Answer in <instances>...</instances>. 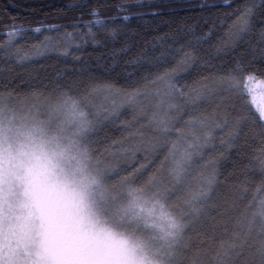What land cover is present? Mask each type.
<instances>
[{
    "label": "trees",
    "instance_id": "obj_1",
    "mask_svg": "<svg viewBox=\"0 0 264 264\" xmlns=\"http://www.w3.org/2000/svg\"><path fill=\"white\" fill-rule=\"evenodd\" d=\"M246 77L264 81V0H0V98L69 97L89 112L83 147L106 173V191L140 189L172 157L153 140L160 135L147 93L172 92L163 120L185 137L191 117L195 144L206 117L216 124L197 158L215 180L202 223L189 231L193 254L228 248L264 203V123L241 85ZM239 251L233 264H252V253Z\"/></svg>",
    "mask_w": 264,
    "mask_h": 264
},
{
    "label": "snow or ice",
    "instance_id": "obj_2",
    "mask_svg": "<svg viewBox=\"0 0 264 264\" xmlns=\"http://www.w3.org/2000/svg\"><path fill=\"white\" fill-rule=\"evenodd\" d=\"M182 51L183 48L178 49L176 54ZM235 71L243 69L238 67ZM168 88L175 90L171 84ZM171 95L172 92L166 93L165 98ZM77 109L78 104L69 97L54 107V111L68 117V123L80 124L85 134L81 139L86 143L91 126L82 123L85 114ZM260 119L264 120V111L260 112ZM156 124L161 136L172 134L167 121L157 120ZM50 131L48 122L34 118L31 126L23 121L17 125L15 116L5 123L4 109L0 108V223L7 226L0 233V264H18L22 252L27 259L34 256L36 264H205V261L233 264L231 257L237 248L238 255L242 256L245 250L252 253V264H264V203L233 235L228 248L209 257L210 247L193 254L195 245L185 237L202 223L214 176L186 194L184 204L188 211L176 215L174 209L169 211L162 202L183 190L192 151L196 147L204 148L199 141H210L211 133L196 137V145H189L177 161L170 173L174 178L171 189L148 195L143 188H129L126 193L106 198L103 192L106 173L98 163H92L81 140L49 134ZM124 183L134 184L135 179L126 178ZM124 198L128 199L127 206H118ZM17 209L27 210L25 224H33L34 230L22 226L19 216L16 224L11 223ZM115 229H124L128 235L120 234L117 240ZM147 230H151L147 238L137 235Z\"/></svg>",
    "mask_w": 264,
    "mask_h": 264
},
{
    "label": "rangeland",
    "instance_id": "obj_3",
    "mask_svg": "<svg viewBox=\"0 0 264 264\" xmlns=\"http://www.w3.org/2000/svg\"><path fill=\"white\" fill-rule=\"evenodd\" d=\"M241 85L243 88H246V91L248 93V99H249V104L257 111V113L260 116V112L264 111V81L263 80H258L255 78H252L249 80V77L245 78L242 82ZM165 90V89H164ZM164 90L157 91V92H149L146 94L145 99L147 101H150L151 104L148 106L149 108V114L150 117L152 118L153 122H150L152 126H156V121L157 120H163V117L167 116L166 112H171L172 108L175 106L173 102L175 101V97L172 94L170 97L165 98L166 91L167 93L171 92L170 90ZM49 101V100H48ZM46 100H34V101H12L4 98H0V108L4 109L5 113V123L9 119H12L13 116H15L17 125L20 124V122L26 123L28 126H31L33 118L36 120L40 121H45L50 124V133L49 134H62L65 136H68L73 139H79L82 142L83 145V140L81 139L85 134L81 132L80 130V124L77 123L76 121H73L72 123H68V117L63 113V112H57L54 111L55 105L58 103L53 104L52 102H48ZM173 101V102H172ZM105 103H110L109 100H103ZM53 105H52V104ZM128 104H126L127 106ZM132 108L134 107V104L131 103L129 104ZM102 108L100 111L104 108L107 110H111V104L109 105H101ZM176 108V107H175ZM78 112H83L85 114L86 120L82 121V123L88 124L91 126V121H90V113L89 112H84L80 109H77ZM162 118V119H160ZM191 121V124H189ZM264 123V120H262ZM187 125L189 126L188 129H186V135L185 137H182L179 133V130H177L175 127L171 130L172 133L174 134L169 135V136H158V135H153L154 139L158 145V147L163 144L162 147L166 148L165 155L166 157H170V160L167 158V163L164 168V172L158 176H156L153 180H151V176L145 177L143 188L145 192L150 195L153 192H156L157 190H163V189H171L174 185V178L170 174L171 170L174 168L175 164L177 161H179L182 157V155L185 153V151L188 149L189 145H196L195 143L192 142V134H196L199 131H194V123L192 121V118L189 117ZM173 125H171L172 127ZM63 129V132L61 133L60 129ZM91 128V127H90ZM155 128V127H153ZM200 130H204L205 136L209 133L212 135L213 139V134L216 129V124L214 122H211V120L206 119L203 120L202 124L200 127H197ZM176 131V134H175ZM89 132V131H88ZM201 132V131H200ZM183 135V136H184ZM212 139L210 141H205L203 140L202 145H205L204 148H199L196 147L192 151V159L189 161V165L186 168V172L188 173L185 177V180L187 183L185 184L183 190L179 192L176 196L171 197V199L167 201H162L163 203H166L168 206V210L172 211L173 209L175 210V214L179 215L182 212L188 211V207L184 204V201L186 199V194L189 191H195L198 187L202 186V181L210 176H213L207 166H201L202 164L197 163V158L199 156H204L207 152V150L210 148L212 145ZM161 147V146H160ZM90 154V158L93 164L98 163V159L94 156H92V153ZM200 163V162H199ZM99 166V164H98ZM101 166H99L100 168ZM261 168L264 170V164L261 165ZM101 169V168H100ZM104 184H106V181H104ZM105 197L109 196H115L118 193L121 192H127L126 188L124 191L121 189H116V191H106L103 189ZM212 195V193H211ZM211 200V199H210ZM210 200L208 201V206L211 205ZM128 204V199L124 198L121 199L118 202V206L124 207L127 206ZM207 206V207H208ZM0 216H2V213H0ZM16 216L21 217L20 224L24 226L26 229H33L34 230V225L29 223L25 224V220L28 217V212L27 210L24 209H17L16 215L12 217L11 223L16 224ZM7 226L3 223H0V233L3 232V230ZM115 232L118 233L116 236V239L119 240L121 238L122 234L124 237L128 235L127 231L124 229H115ZM191 232L186 233V240L188 241L191 238ZM138 236H140L142 239L147 238L149 235H151V230H147L143 233H137ZM0 241H2V237H0ZM149 259H152L151 256H149ZM18 264H36L35 257L31 258H26L24 253H21V260L18 261Z\"/></svg>",
    "mask_w": 264,
    "mask_h": 264
},
{
    "label": "clouds",
    "instance_id": "obj_4",
    "mask_svg": "<svg viewBox=\"0 0 264 264\" xmlns=\"http://www.w3.org/2000/svg\"><path fill=\"white\" fill-rule=\"evenodd\" d=\"M69 164H70L71 167H75V163L74 162L69 161Z\"/></svg>",
    "mask_w": 264,
    "mask_h": 264
}]
</instances>
